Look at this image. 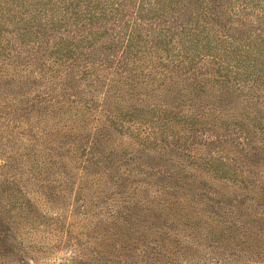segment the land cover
<instances>
[{
  "label": "rangeland",
  "instance_id": "374dc122",
  "mask_svg": "<svg viewBox=\"0 0 264 264\" xmlns=\"http://www.w3.org/2000/svg\"><path fill=\"white\" fill-rule=\"evenodd\" d=\"M65 1L0 0V40L11 41L0 49V264H264V92H225L212 62L223 58L213 47L227 43L225 35L244 43L233 42L225 61L250 62L256 37L264 39L256 18L264 10L252 3L264 0H203L224 15L216 20L224 25L207 26L202 38L211 46L194 44L196 69L172 81L165 77L171 62L189 54L176 39L155 55L141 53L146 40L134 41L130 79L91 68L74 80L66 67L83 60L75 52L87 49L88 32L73 28L77 22L61 10ZM124 1L127 14L149 7L147 0L108 6ZM243 2L249 16H234ZM93 7L95 15L104 9L98 1ZM45 18L60 20L39 41ZM111 35L92 38L97 44ZM118 41L105 52L118 56L127 44ZM19 50L27 52L17 58ZM159 63L169 66L165 74ZM106 97L123 125L109 124ZM77 98L95 101L83 122ZM60 100L68 105L54 103Z\"/></svg>",
  "mask_w": 264,
  "mask_h": 264
},
{
  "label": "trees",
  "instance_id": "16d2710c",
  "mask_svg": "<svg viewBox=\"0 0 264 264\" xmlns=\"http://www.w3.org/2000/svg\"><path fill=\"white\" fill-rule=\"evenodd\" d=\"M66 1L64 2L66 3L65 4L66 7L64 8L63 6L62 8L64 9L61 8L62 13L70 14L73 20L77 22L75 26H73V28L77 27L81 30H87L88 32L87 36L83 37V41L86 44H88L87 49L85 50L81 48L80 52H75V54H79V56H81V59L83 58V60H80V64L74 63L70 65L69 63V66L66 67V71H68L69 69L72 71L71 72L72 78H74V80L75 79L83 80V77L90 76L89 74L93 72L92 70H97L102 68L104 70L110 69L111 75L113 74L118 77L125 76L126 78L130 79L132 75L131 72L129 71H134L135 69H137L136 62L138 60L135 56V52H130V49L138 47V45H136L134 41H137L138 39L146 40L147 41L146 45L148 46H145L146 49L143 50V52L141 53H145L147 51L148 54L154 53L153 55H155L157 54V51L167 53L168 50H166V48L160 47V45L164 47L165 45L173 44L174 43L173 39H176L175 43L177 44L176 46L177 49L181 51L184 50L189 51V54H184L183 56V58L187 60L185 59L183 60V58L182 59L177 58L176 60H173L171 62L173 64V70H169L168 72L169 74L162 73L163 70L168 69L169 66H165L161 63L157 65V68H160L161 70L160 74H165V77L172 81L175 73L181 76L183 75L181 74V71L185 72L183 70H187V69H190L192 71L194 65L196 69V65L198 64L196 63V61L200 59L201 52L200 50H196L193 48L194 44L198 45L202 43L203 44L202 48H209V46H211V41L208 36H206V38H202L204 37L203 34L206 32L207 26L214 27V25L215 26L224 25L216 21L218 20L220 15L221 16L224 15H222V13L217 12L215 9L211 7H209L211 8L210 10L209 8H207V5H205L208 3L209 0L206 1L207 3L203 2V0L202 1L200 0L202 4L200 2L195 4L196 6L193 11L188 10V8L194 6L193 0H188L187 2L184 0H147L146 5H148L149 7L146 8L145 6H138L135 10L131 11V14H127L130 6L126 5V1H124L121 4L116 3L115 7L108 6L109 0H85L86 1L85 3H82L81 1L75 3L74 0L69 2ZM97 1L102 3L104 9L100 10L95 15L93 12L95 11L93 4ZM167 1L168 3H165ZM81 4H85L86 6H82ZM201 5H203L204 7L201 8ZM252 5H256L252 7H259L260 10H262L263 12L264 6H259L260 4L258 1H254ZM239 6L240 9L238 10V12L234 14V12L232 11V14H234V16L237 15L239 16L240 14H243V16H249V14H247L245 10L247 8L251 9V7H246L247 4L244 2L242 4L240 3ZM88 7H91L89 11H88ZM179 8L183 9L184 11L179 12L178 11ZM197 9H199L198 12ZM143 12L146 13L142 15ZM205 17H207V19L211 18L212 22L211 23L206 22ZM256 18L258 22L264 23L263 13L259 14V16H256ZM45 19H46L45 21L47 22L43 24L44 29L43 30L39 29L37 31L38 34L37 38L39 41L42 37L48 36L50 33H52V31L56 27L55 24H58L57 21L60 20L58 18L54 20L52 19V21L49 18H45ZM214 21L217 22L218 24L215 23ZM201 23L203 24L202 29L199 28ZM109 30L112 31L111 38L107 40L106 38L105 40L104 38H102L101 42L94 44L95 40L94 38H92V35L94 36L98 35L99 37H104L103 35L107 33V31ZM224 30L229 31V28L224 27ZM75 32L78 31L76 30L73 31L72 32L73 35ZM262 34L264 35V31H262ZM79 35L82 36V34ZM20 36H22V38H20ZM24 36H25L24 34L19 35L20 44L25 43L22 41ZM224 37L228 38V41H226L227 43H222L221 41L220 42L217 41L216 44L218 45L216 47H213L214 49H217L223 53L222 54L223 58L221 59V61H219V59L217 58H215V61H212L214 62V65L217 66L216 69L213 71L216 74V77L221 81L222 88L225 90V92H227V90L229 89L233 90L234 92H240L243 89L255 91V88L262 87L260 89L264 92V62H258V64H256L257 57L259 56L264 57V48H258V46L260 45L264 47L263 37L261 35L260 36L258 35L256 37L258 41L256 42V47L253 46L252 52L253 51H257V52H254V57L252 59L251 57L246 55L247 59L250 62L247 63L246 65H243L242 67L239 66L240 64L234 66L232 62L225 61L227 59L228 60L230 59L229 54L233 52L232 51L233 48H231V46H233V42L236 41L239 42L240 40H238L235 36L229 37L228 35H225ZM120 38H124L125 44L126 43L127 44L125 47H122L123 49L121 50V53L118 56L115 57L113 53L111 54L105 52L108 51V49H110L109 47H107L108 44L110 46H114L115 44L121 45L120 42L118 41ZM110 39L113 41L106 42ZM41 42L43 41L41 40ZM41 42H37V46H40ZM10 43H11L10 40H7L6 38H3V36H1L0 49H3V47H7ZM208 43L210 44L208 45ZM239 43L241 45L244 44L242 42ZM56 46L60 47V44L55 43L53 45L54 48ZM25 47L26 44L24 45V48ZM88 48L90 49L88 50ZM245 50L246 51H243L244 54H249L250 50L246 45H245ZM26 52L27 50H21V51L19 50L16 51L15 55H18L17 58H19V56L20 57L23 56L24 54H26ZM68 52L72 53L70 49H68ZM92 55H94L96 58H90ZM171 57L165 56V60L171 61L172 59ZM5 60L9 61L10 59H8L7 57H3L2 61L4 62ZM74 61H77V59L74 58ZM129 64L133 68L128 69L126 66H129ZM75 67H77L78 70L77 76H75L73 73ZM91 68L92 70H90ZM134 77H137V74H135L133 78ZM143 79L145 80L144 77ZM187 79L193 81L194 77L192 76ZM80 80L77 81V83L80 82ZM260 89L257 91H260ZM244 96H249V95L246 94ZM107 98L108 97H106V100L102 102L103 106L101 107L103 108V111L107 113L109 124L115 126L117 124H119L120 126L123 125L124 123L122 120L123 116L118 115L116 113L113 114L110 110H108V107L106 108L105 102L108 100ZM262 98H264V96H262ZM68 100L69 99H67L66 101ZM61 101L62 100L54 101V103H57L58 106H62V107L63 105L64 106L68 105L66 101L63 102ZM75 102L77 103V105L80 104L84 106L83 108H81V111L77 117V120H79V122L80 121L83 122L82 120H80L84 116L83 113L89 112V110H91V108L94 106L95 101L91 100L90 98L81 99V100L77 98L75 101L74 100L72 101V103ZM51 106H53V103H49L46 106H43L44 107L43 109H45L43 113H47L48 110H51L52 108ZM49 107L51 108L49 109ZM99 127H97V131ZM94 129L96 133V128ZM96 143H98V140L95 141L92 140L91 146L96 148L97 147ZM90 149L91 147L89 148V150Z\"/></svg>",
  "mask_w": 264,
  "mask_h": 264
}]
</instances>
